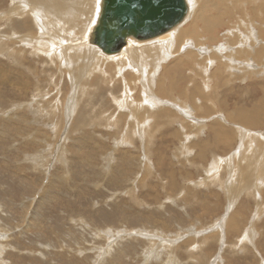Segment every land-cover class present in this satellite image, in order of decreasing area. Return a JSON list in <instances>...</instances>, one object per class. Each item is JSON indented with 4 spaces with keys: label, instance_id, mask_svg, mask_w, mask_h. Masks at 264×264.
Here are the masks:
<instances>
[{
    "label": "rangeland",
    "instance_id": "1",
    "mask_svg": "<svg viewBox=\"0 0 264 264\" xmlns=\"http://www.w3.org/2000/svg\"><path fill=\"white\" fill-rule=\"evenodd\" d=\"M215 1L205 0L204 4L203 0L201 2L204 6L206 2L213 4ZM3 4L7 6L8 0H3ZM244 4L239 1L236 7L230 6L234 14L232 12L231 16L225 14L226 19L223 22L226 24H223V31L235 29L237 33L235 35L242 36L240 34L242 25L249 23L248 19H250H244L245 12L248 11ZM221 5L220 7H225V4ZM3 10L5 12L6 7L0 10V14ZM237 27L240 29L238 30ZM191 36L189 39L193 38V35ZM200 38H203V35H200ZM186 63L187 60L184 68H177L175 69L177 72L174 74L169 72V75L165 72L167 67L161 66L158 72L155 68L149 67L146 71L149 76H147L149 79L147 85H142L139 70L137 71L139 82L135 85L130 82L132 76L129 73L124 76L127 79L126 84L118 82L119 79L100 80L93 87H89L90 90L84 93L85 95L79 97L74 111L75 117L71 118H74V121L80 114L98 116V112L102 117L110 118H107L106 122L104 118L87 119L86 122L76 124L77 126L74 127L75 121H72L71 126L77 130L63 137L65 126L62 124V113L64 114L66 110L65 103L71 92L66 78L61 80L58 89L52 92V88L48 91L49 95H54L55 100L58 99L56 102L59 104L57 106L59 112L53 115L57 120H54L55 124L52 123V126L49 125V119L43 118L47 111L42 112L38 109L41 107V110H46L45 104L48 106V100L47 103L42 102L43 105L39 107L33 106L34 101L48 93L45 91L48 90L46 85L50 83L49 79L53 78L52 68L48 65L45 68L44 65H39L38 67L45 69L42 79L46 80L40 84L41 87L36 88L35 79L31 81L28 77L31 86L25 98L22 96L18 101L16 96L9 93L13 84L9 71H1L0 249L3 250L1 252L3 255L0 254L1 263L264 264V183L257 186L260 191L249 185L242 188L239 198L228 197L224 194L225 181L229 179V175L224 174L227 173L225 167L216 171V174H219V183L212 185L206 180L204 168L208 165L203 164L198 157L202 151L201 145L204 147L203 140L213 138L208 118L205 120L207 129L201 136L199 135L200 137L174 138L170 136V132L178 128L177 125L179 122L181 124L182 118L174 117L178 122L170 124L168 120L171 116L165 115L168 113L162 110L163 104L157 107L158 103L156 101L154 103L156 95L158 98L163 96L164 101L172 102L171 97L173 101L177 100V93H181V89H184L182 92L185 96L191 95L193 90L198 89L206 97L208 96L207 101L201 103V109L198 110L205 112L211 106L210 111L214 110V114L217 111V114L223 112L226 121L233 124L236 121L237 108L246 106L251 109L252 106H248L246 102L250 98L254 102L258 99L259 92L252 87L260 81V78L253 77L245 83H240L237 78L230 84H225L226 74L222 73L223 78L221 77L219 81L215 82V78H212L206 84L207 82L201 80L203 72L197 71V68L190 72ZM7 66L13 68L15 65L0 55V67L8 69ZM217 68L215 66L208 69L207 76L212 77L210 74ZM171 77L175 85L172 84V80L170 81ZM222 80H224L223 84ZM96 94H100L101 97H96ZM143 94L144 96L141 97ZM125 99H137L138 116L137 131L133 130L135 131L132 133L133 137L124 141L122 139L129 125L123 123L122 119L117 123L118 125L108 121L114 116L118 117L119 112L122 113V109L118 107L123 106ZM118 100L121 102L119 103ZM178 100L184 106L186 104L190 106L182 96ZM191 105L193 106V103ZM35 111L41 113L38 119L35 117L37 113ZM188 111L187 115L198 117V113L193 108ZM15 112L17 116L22 113L28 117H25L26 120L32 123L25 126L24 123L20 124L18 119L9 120L15 117ZM142 120L148 124L146 127ZM142 126L147 130L146 134L140 133ZM228 128L230 129L225 126V129ZM124 129H126L125 133ZM250 131L252 135L264 134V121L259 127L251 128ZM98 132L101 134L100 137L97 135ZM236 143L237 140L233 137L229 146L236 149L238 145ZM220 146L215 143L213 147L208 145L205 148H209L208 151L213 149L223 157L225 148ZM176 147L177 150L174 149ZM210 162L211 158L208 163ZM212 175L214 174L211 173ZM173 179L177 187L170 192V182ZM189 179L190 181H187ZM219 184L223 186L221 190L215 187ZM228 209L231 218L234 219L231 222L240 229L238 234L226 227L221 232L214 230L224 215L227 218ZM210 210L215 213L208 215L207 212H211ZM248 232L252 239H248L250 234L247 238L244 236ZM106 250H108L107 254L104 252Z\"/></svg>",
    "mask_w": 264,
    "mask_h": 264
},
{
    "label": "bare ground",
    "instance_id": "2",
    "mask_svg": "<svg viewBox=\"0 0 264 264\" xmlns=\"http://www.w3.org/2000/svg\"><path fill=\"white\" fill-rule=\"evenodd\" d=\"M185 1L187 3V14L183 21L179 24L173 26L162 34L149 39L137 40L135 38L128 37L117 51L112 54H105L97 46L92 44L89 40L93 28L95 26V21L98 14L99 0H8L7 6H4L3 0H0V10L6 7L5 12L3 10L2 14H0V55L4 57L7 61H10L12 64L15 65L13 68L11 66H7L8 69L0 67V76L2 75L1 73L3 72V70L9 71L10 80L13 82L12 88L11 90H9V93L13 96H16L17 101L22 99V96L25 98V96L27 95L28 88L31 86L29 79L31 81L35 79L36 88L41 87L40 84H42L43 81L46 80L42 79L44 78L42 76L44 75V68L46 65L52 68L51 72L53 73V78L49 79L50 83L47 84L49 86L46 85V88L48 90L45 92H48L49 89L52 88V92L53 90L58 89V85L61 80L66 78L67 82L69 83L68 87L70 88L71 92L67 102L65 103L66 110L64 114L62 113V117L64 118H62V124L65 126L63 127L64 130L62 132V137L65 135L67 136V134L71 133L74 130H77V128L73 127L77 126L76 124L86 122L87 119L96 120L98 118H104L101 116L100 112H98V116L80 114L76 118V120H74L75 124L73 123V127L71 126V122L74 119L71 117H75L74 111L76 110L79 97L82 94L85 95L86 92L90 90L89 87H93L96 83H99L100 80L109 81L110 79H119L120 81L118 82L126 84L127 79H125L124 76L126 73H129L132 76L130 78V82H133V84L135 85V83L139 82L137 81V71L139 70V73L141 74L142 78V85H144L149 80L147 78L148 73L146 72L149 67L155 68L157 72L158 70H160L161 66L162 68L167 67L165 72L166 75H169V72L170 74H174V72H177L175 71V69L177 68H184L186 60L189 66L188 70L190 72L192 70H195L196 68L197 71L201 70L203 72V78L201 80L202 82H207L206 84H208V82L211 81L212 78H215V82L219 81L222 77V73L226 74L224 76V79H226L225 84H230V82H233L237 78H239L240 83H245L247 80H251V78L253 77L260 78V81H258L255 86L252 87V89L259 92L258 99L254 102L250 98L251 100L249 99L246 102L248 106H252L251 109L246 108V106H240L239 108H237L238 113L237 116H235L236 121L233 124H229L226 121V119L222 115L223 112L222 114H217V111L214 114V110L213 112L210 111L211 106H209L207 108L209 110L205 112L203 110L199 111L198 108L201 109V103H205L207 101L208 96L206 97L204 93L198 89L193 90L191 95L185 96V93L182 92L184 91V89L180 88L181 93H177V100L173 101V98L169 95L171 97L172 102L168 100L164 101L162 99L164 98L163 96H161L162 98H158V95L154 97V103L155 101L158 103L157 107L163 104L161 106L162 110L164 109V111L168 113L164 114L171 116V118H169L168 120L170 124L178 122L175 121L176 118L174 117H179V119L180 117L182 118L181 124L179 122V125H177L178 128L175 130L172 129L173 131L170 132L171 137L182 139L184 137L191 136L192 139H194L196 138V136H201L203 134L202 132L207 129V126L205 125V120H207L208 118V122L211 123L210 129L212 130L211 133H213V138H209V140H203L204 147L201 145L202 151L198 156L203 162V164L208 165L206 168H204L206 173V180L212 185L219 183V174H216V171H219V168L225 167L227 173L224 174H228L229 179L225 181L224 194L228 195V197L230 198H234L235 196L239 198L241 194L239 192L242 191L243 187L253 185L254 189L258 191L259 189L257 186L260 183H264V134L254 133V135H252L250 131L251 128L259 127L260 124L264 121V0H216L215 2H213V4L206 2V5L204 6L203 4L205 0H203V4L201 2L202 0ZM239 1L245 3L244 6L248 10L247 12H245L244 19L250 18L248 19L249 23H243L242 25V31H240V34L242 36H236L235 29L229 31H223L222 29L223 24H226L225 22H223L226 19L225 14L231 16L232 11L230 10V6L235 5L236 7ZM188 3L190 4V7H188ZM221 4H225V7H220ZM185 20L188 21L186 22ZM243 29H245V31ZM191 35H193V38L189 39V37H192ZM200 35H203V38H200ZM39 65H44V68L41 69L40 67H38ZM215 66H217L218 68L214 71V73L210 74L212 75V77H208L206 73L207 70ZM49 75L50 74H48V76ZM55 77L56 79H54ZM170 81L173 85H175V81H173L172 77ZM221 83L223 84L224 80H222ZM248 84L246 85L248 86ZM152 85L149 86L152 87ZM203 86L206 87L205 85ZM36 88L35 90H37ZM248 88L250 89L249 86ZM157 91L159 92V90ZM232 93L234 94L235 92ZM97 94L96 97L100 96V94ZM50 95L48 92L44 94L43 97H39L36 102H33V106L39 107L43 105L42 102H46V100H48V106L45 104L46 110H41V107L38 109H40V111L42 112L47 111L45 113L46 116L44 115L43 118L46 117L44 120L49 119V125H52V123L55 124L54 120H57L54 118L55 116L53 115H56V113L59 112L57 108L59 104H57L56 102V100L58 99L55 100V98H53L54 95ZM106 96H108V94ZM142 96H144V94L141 95V97ZM180 96L185 99V102L187 101L188 103H190V106H188L187 104L186 106H184L182 103H180L178 100ZM115 99L119 98L116 97ZM120 99L122 100V98ZM137 99H125L126 101L124 100L125 102L123 101L124 103H121L123 106L118 107L119 109H122V113H118L116 111L118 113V117L114 116L111 121H108V123L112 122L113 125H115L119 123V121H121L122 119L123 123L129 125L127 131L126 129L123 130L124 133L125 131L127 133L124 136L121 135L123 136L122 140L128 139L129 137H133L132 133H135V131H137ZM231 101L232 100H230V102ZM118 102L120 103L121 101L118 100ZM217 102L218 101H216V103ZM191 103H193V106L191 105ZM143 105L141 106L144 107L145 105ZM116 106H118V104ZM192 108L195 110L196 113H198V117L187 115V113H189L188 110ZM146 110L148 109L146 108ZM40 111H35L37 112L35 114V117H37V119L41 114ZM17 112H15V117L11 116L13 118L9 120L18 119L19 123H24L25 126L26 124L32 123V121H27L26 118L28 117L24 116L22 113L18 114L17 116ZM143 114L145 113L143 112ZM107 118L110 117L104 118L105 122ZM145 122L146 121H143L142 123ZM203 124L206 127H204ZM147 125L148 124L145 123L144 127H146ZM58 126H60V124ZM225 126L230 127V129H225ZM56 127L57 126H55V128ZM55 131L60 133L57 130ZM130 132L131 134L127 135ZM141 132L143 134H146L147 130L143 129L142 126V128L140 129V133ZM97 135H99L98 137H100L101 134H99L98 132ZM233 137H235V139L237 140L236 144L238 145L236 146V149L229 146V143ZM192 139L190 140L192 141ZM185 143L181 142V144ZM215 143H218L219 145L225 148L222 154L223 157H220L218 153L214 152L213 149L208 151L209 148H205L208 145H211L213 147ZM193 145L195 146V144ZM228 146L229 148H227ZM114 148H116V146ZM174 149L177 150L178 148L176 147ZM178 151H176L177 154ZM205 155L207 157H205ZM209 158H211L210 163H208ZM211 173L214 175L211 176ZM187 181H190V179ZM176 187L177 184L175 183V180H171L169 191L172 192L171 190H174ZM215 187H218V190H221V187L223 186H220L219 184L215 185ZM258 193L259 192H257V194ZM134 195L136 194L134 193ZM257 206H259V204H257ZM257 210H259V208H257ZM210 211L211 212H207L208 215H212L213 213H215L213 212V210ZM227 213V218L226 215H224L221 218V221L218 226L214 227L216 228L214 230H218L221 232V230L226 227L227 229L229 228L233 230L235 234H238L240 229L235 227V224L231 222L234 219L231 218L229 209ZM216 222H213V224ZM216 232L217 231H215V233ZM249 234L250 232L246 233L244 236H246L247 238ZM250 238L252 239L251 234L249 235L248 239ZM1 252H3L2 249H0V254H2ZM104 252H106L107 254L108 250ZM0 264L3 263L0 262Z\"/></svg>",
    "mask_w": 264,
    "mask_h": 264
},
{
    "label": "water",
    "instance_id": "3",
    "mask_svg": "<svg viewBox=\"0 0 264 264\" xmlns=\"http://www.w3.org/2000/svg\"><path fill=\"white\" fill-rule=\"evenodd\" d=\"M185 0H99L89 38L103 53L117 51L128 37L145 40L183 21Z\"/></svg>",
    "mask_w": 264,
    "mask_h": 264
}]
</instances>
